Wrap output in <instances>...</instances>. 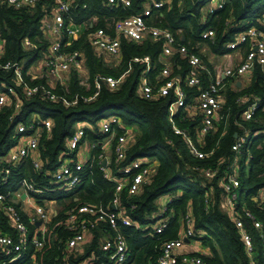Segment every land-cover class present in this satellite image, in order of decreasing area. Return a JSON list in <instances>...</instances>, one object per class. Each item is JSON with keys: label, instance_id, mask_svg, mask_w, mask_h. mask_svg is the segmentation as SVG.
Segmentation results:
<instances>
[{"label": "trees", "instance_id": "16d2710c", "mask_svg": "<svg viewBox=\"0 0 264 264\" xmlns=\"http://www.w3.org/2000/svg\"><path fill=\"white\" fill-rule=\"evenodd\" d=\"M65 1L70 3L71 16L74 24L79 27V34L77 39H73L65 33L61 39L62 49L82 53L87 88L80 85L79 76L73 70L67 74L64 85L57 83L54 88L47 84L45 77L34 76L31 72L32 66L46 54L49 46V41L43 37L42 28L43 20L52 7L50 0H42L34 8L21 10L8 8L0 3V37L4 42V55L0 58V64H22L23 84L28 87L44 85L68 102H74L77 98L73 105L66 106L61 101L43 97L41 93L26 97L23 85L15 83L12 71L0 69V90L6 87H13L15 90V96L0 108V159L15 144L16 124H27L33 115L52 123L51 131L44 133L40 139L41 168L35 170L30 160H26L12 171L8 186L0 185V192H6L18 178H26L44 192L40 198L55 201L58 206V214L52 219L43 249L35 255V263H62L63 242L69 234L60 226L68 208L79 205L106 206L111 201L115 184L103 177L97 161L100 152L98 147L91 151L90 159L81 172V181L73 191H59L50 182L51 174L61 161L71 157L67 141L72 137L76 125L86 124L88 128H85V139L98 144L105 138L99 132V123L116 117L121 125L133 130V142L121 165L125 166L134 159L155 162L149 182L137 195L129 196L125 191L120 195V206L133 223L130 227L121 228L126 243L125 264H157L162 244L179 238L181 219L187 212L193 218L192 240L199 242L207 250V254L202 257L207 264H264V205L259 206L260 194L264 191V134L254 135L264 131V75L259 67L255 66L247 78L225 79L222 91L225 106L222 112L226 119L220 122L212 134L206 136L205 151L213 150V153L197 160L189 154L184 140L172 131L167 117L172 98L168 96L148 101L138 91L145 65L132 62V59L149 57L153 67L150 76L153 78L161 68L158 58L162 44L148 40L132 43L121 39L120 65L117 69H112L88 42L93 29L105 27L112 19L137 15L152 0H131V6L126 9L108 7L106 0ZM214 1H218L221 8L209 13ZM263 15L264 0H168L161 9L153 11L150 23L170 31L178 44L186 46L190 52L199 56L206 68V71L200 73L202 87H205L215 75L212 65L207 62L206 54L217 57L229 54L232 51L226 45L237 34L249 28L264 32ZM92 18L96 22L90 27ZM208 29L214 31V37L211 40H201L200 34ZM25 40L29 42L28 47L24 46ZM241 47L245 49L243 51L246 55L247 47ZM203 48L207 49L206 54L202 53ZM171 62L173 75L183 78L189 70L186 61L174 55ZM125 73L116 89L110 90L103 84L95 99L83 101L82 98L91 97L95 92L93 80L96 76L118 78ZM238 82L239 87L236 85ZM186 91L188 97L197 93L194 89ZM243 97L256 99L260 105L249 122L241 121L247 103L239 104L237 100ZM15 103L19 104L17 112L14 110ZM182 118L178 113L175 125L192 135L194 128L199 125V119L191 122ZM239 125L249 131V138L242 153L236 156L231 151V146L235 135L240 134ZM116 134H120L117 127ZM235 157L238 158L241 182L237 210H250L263 224V230L257 231L244 220L251 237V257L246 254L238 230L223 209L224 196L219 186V179L229 172ZM116 165L112 158L111 169ZM2 166L0 163V169ZM206 169H216V176L212 179L205 178L203 172ZM164 197L169 200L162 217L167 218L168 225L162 234L151 236V225L157 220L154 216L159 213L160 200ZM112 234L107 225L97 224L82 251H71L67 261L69 264H79L93 256L98 262L95 258L103 255L101 241ZM31 254L29 251L18 264H32L29 261Z\"/></svg>", "mask_w": 264, "mask_h": 264}, {"label": "built area", "instance_id": "2783aa9c", "mask_svg": "<svg viewBox=\"0 0 264 264\" xmlns=\"http://www.w3.org/2000/svg\"><path fill=\"white\" fill-rule=\"evenodd\" d=\"M40 1L42 0H0V3L14 10H21L34 8ZM50 1L52 7L43 20L42 28L43 37H49V46L46 54L36 64L41 71L39 76L45 77L47 84L54 88L57 83L65 84L64 76L71 70H81L83 60L81 52H66L62 49L61 39L65 33L73 39H77L79 34V27L74 24L71 16L70 3L65 0ZM167 1L152 0L137 15L112 19V22L107 23L105 27L93 29L88 36V42L93 49L107 58L118 61H120L121 39L132 43L148 40L162 44L158 58L161 68L153 78L150 76L153 67L149 57L132 59V62H140L145 65V70L139 80V94L148 101L168 96L172 98L167 110L172 131L184 140L189 154L195 159L201 160L213 153V150L205 151L206 136L212 134L219 127L220 122L226 119L222 112L225 106L224 93L222 92L225 87V79L247 78L255 66L259 67L264 75V32L256 28H249L237 34L226 47L231 51H236L244 49L241 47L244 45L248 49L246 55L238 64L217 71L212 82L202 87L200 73L206 71V68L199 56L190 52L186 46L178 44L170 31L150 23L153 11L161 9ZM105 4L111 8L126 9L131 6V0H106ZM216 8H221L218 1L212 3L208 12L211 13ZM90 22L89 26L92 27L96 19L92 18ZM213 37L214 31L210 29L200 34L201 40H211ZM23 43L25 47L29 46L28 40ZM3 55L4 42L0 37V58ZM174 55L185 60L189 66V70L183 78L173 75L171 61ZM0 69L12 71L15 83L23 85V94L26 97L41 93L43 97L51 101H61L66 106L73 105L77 99L75 98L74 102H68L64 97L53 94L44 85L28 87L23 84V65L20 63L6 62L0 64ZM126 73L118 78L96 76L93 80L95 92L91 97L82 98L83 101L90 102L95 99L103 84L110 90L116 89ZM80 85H83L81 81ZM236 85L239 87L240 83L238 82ZM186 89L197 90V93L188 97ZM14 96L13 87L0 90V108L8 104V101ZM237 103H247L241 116L242 122L251 121L254 113L260 109L259 102L250 97L239 98ZM18 109L19 104L15 103V112ZM178 113L183 116V120L195 122L199 119V125L194 128L192 135L175 125V117ZM116 127L120 131L119 135L116 134ZM85 128H88L86 124L74 127V133L67 141L71 157L61 161L54 173L51 174L50 183L57 186L59 191H73L81 181V172L90 159L91 151L98 147L100 152L97 161L100 170L107 181L115 184V190L111 201L106 206L79 205L65 211V218L60 227L69 235L63 242L61 264H69L67 257L71 251H82L91 231L99 223L107 225V228L113 233L101 241L100 249L103 255L95 258L98 262L93 259V256H90L79 264H125L127 259L126 243L121 234V228L130 227L133 223L120 206V195L123 191L129 196L137 195L140 189L149 182L155 162L148 159H134L125 166L121 165L125 160L128 147L133 142V130L121 125L116 117H110L99 123V132L105 135V138L98 144L85 139ZM51 129V121L42 120L37 115H33L27 124L18 123L15 125V144L7 155L0 159V163L3 164L0 169V185L8 186L12 171H15L26 160H30L35 170L41 168L40 139L44 133L48 134ZM239 130L240 134L235 135V141L231 146V151L236 156L242 153L249 138V131L243 125H239ZM261 133L264 134V131L254 135ZM112 158L117 163L114 169H111ZM102 162H105L104 167L101 165ZM203 174L205 178L212 179L216 176L217 170L206 169ZM219 186L224 196L223 209L238 230L246 254L251 257V237L245 227L244 220L257 231L263 230V224L250 210L243 209L241 212L237 210L236 203L241 186L237 157L232 161L229 172L219 179ZM43 193L26 178H18L6 192H0V264H18L29 251L32 252L29 261L36 264L35 255L43 249L49 226L52 219L58 214V209L50 208L53 203L56 204L55 201L39 197ZM253 199L258 201L257 198ZM168 200L165 197L160 200V211L154 216V219L157 220L151 225V236L160 235L167 228L168 220L162 216L166 211L165 204ZM260 204L264 205V191L260 194L259 206ZM193 225L192 215L187 212L181 219L179 238L165 241L162 244L157 264H178V262L181 264H207L202 259L207 254V250L202 248L199 242L192 240ZM262 235L261 237H263ZM185 241L187 242L185 243ZM186 246L189 248L184 251Z\"/></svg>", "mask_w": 264, "mask_h": 264}, {"label": "crops", "instance_id": "0c3cea01", "mask_svg": "<svg viewBox=\"0 0 264 264\" xmlns=\"http://www.w3.org/2000/svg\"><path fill=\"white\" fill-rule=\"evenodd\" d=\"M44 38L46 39V40H48L49 41V37L47 36H44ZM204 50V49H203ZM202 50V51H203ZM206 52H207V49L205 50V54H206ZM99 56L100 57H102L103 59H106V60H104L105 61V63H107L108 61V59L109 58H107L105 55H103V54H101L100 52H99ZM244 51H243V49L242 50H236V51H232V52H230L229 54H226V55H224V56H221V57H217V56H215V55H213V54H210V53H207L206 54V57H207V62L208 63H210L211 65H212V67H213V69H214V71H215V73L217 72V71H222V69L221 68H226V67H229V66H234V65H236V64H238L243 58H244ZM228 58H232V60L230 59V60H228ZM227 60V64L226 63H224V64H222V66H220V62L219 61H223V60ZM218 62H219V64H218ZM226 62V61H225ZM111 63H113L112 64V66H114V68H116V67H119V65H120V61H118V60H112L111 61ZM109 64V63H108ZM110 68H112L111 66H109ZM31 72L34 74V76H37V75H40V69L38 68V65L37 64H35V65H33L32 66V68H31ZM84 75V77L86 76V78H87V73H86V71H84V73H83ZM82 83H83V87H86L87 88V83L86 82H83L82 81ZM85 84V85H84ZM50 208L52 209V210H56V209H58V206H57V204H55V203H53L51 206H50ZM186 243V242H185ZM191 247V246H190ZM189 248V246H186L185 247V249H184V251L186 250V249H188Z\"/></svg>", "mask_w": 264, "mask_h": 264}, {"label": "rangeland", "instance_id": "374dc122", "mask_svg": "<svg viewBox=\"0 0 264 264\" xmlns=\"http://www.w3.org/2000/svg\"><path fill=\"white\" fill-rule=\"evenodd\" d=\"M204 49V50H203ZM202 50V53H204L205 54V48H203ZM207 53V52H206ZM232 60V58H228V60ZM103 60H106V59H103ZM108 62L106 63L108 66H111L112 67V69H117V67L116 68H114V66H112V64L113 63H111V61H112V59H108L107 60ZM226 61V62H225ZM220 62V66H222V64H224V63H228L227 62V60H223V61H219ZM219 62H218V64H219ZM109 63V64H108ZM221 69H223V68H221ZM86 70V68H85V64L83 63V67H82V69L81 70H77L76 72H77V74H78V76H79V79H80V81L82 82H86L87 83V85H88V80H87V78H86V76L84 77L83 75V73H84V71ZM40 75H41V72H40ZM65 77V79H67L66 77H67V75H65L64 76Z\"/></svg>", "mask_w": 264, "mask_h": 264}, {"label": "water", "instance_id": "95a60500", "mask_svg": "<svg viewBox=\"0 0 264 264\" xmlns=\"http://www.w3.org/2000/svg\"><path fill=\"white\" fill-rule=\"evenodd\" d=\"M239 85V84H238ZM103 167L105 166V162H102V164H101ZM185 242H187V241H185Z\"/></svg>", "mask_w": 264, "mask_h": 264}]
</instances>
